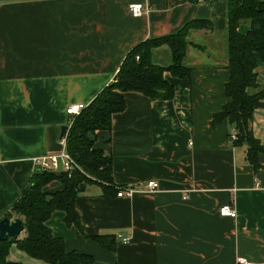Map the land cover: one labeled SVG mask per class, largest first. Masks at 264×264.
<instances>
[{"label": "crops", "instance_id": "1", "mask_svg": "<svg viewBox=\"0 0 264 264\" xmlns=\"http://www.w3.org/2000/svg\"><path fill=\"white\" fill-rule=\"evenodd\" d=\"M132 2L148 11L130 16ZM226 9V0H0V218L26 187L34 160L61 150L66 106L87 105L132 46L205 19L210 30L187 34L188 78L162 73L172 99L125 92V108L113 114L110 129L95 132L94 146L111 158L115 187L134 193L117 197V190L88 185L74 201L83 234L65 225L59 210L45 225L66 252L93 258L83 264H235L240 256L264 264V153L256 154L253 167L245 144L229 140L227 120L209 126L226 101ZM246 28L239 24L240 32ZM169 61L166 45L152 50L153 64ZM255 72L262 89L264 66ZM250 119V131L264 147V106ZM151 180L159 188L147 192ZM59 188L52 180L42 190ZM225 203L234 207V218L218 214ZM98 234H112L114 250L89 238ZM117 235L129 239L122 243ZM23 236L21 231L17 238ZM5 257L46 264L14 244Z\"/></svg>", "mask_w": 264, "mask_h": 264}, {"label": "trees", "instance_id": "2", "mask_svg": "<svg viewBox=\"0 0 264 264\" xmlns=\"http://www.w3.org/2000/svg\"><path fill=\"white\" fill-rule=\"evenodd\" d=\"M226 5L228 80L223 87L226 101L211 116L209 126L227 120L236 134L231 143H244L246 160L256 167L255 156L258 152L264 153V147L253 136L249 125L253 111L264 106V88L258 89L255 72L256 67L264 66V0H226ZM245 22L247 28L240 32L239 24ZM203 27L211 29L208 20L190 19L173 33L146 38L127 51L111 82L70 120L65 134V151L72 157L76 168L69 175L66 172L34 171L18 200L5 213L8 218L11 217L10 212L21 217L24 236L0 240V264H18L6 260L11 244L46 264L92 262L93 258L88 254L73 250L66 252L63 240L52 235L45 221L53 210L62 211L64 224L75 226L83 234L74 201L88 185L97 184L103 193L117 190L112 181L111 158L94 146L95 132L110 129L113 114L125 108V92H138L150 100L172 99L173 88L162 73L166 71L173 78H188L190 68L183 63L185 49L189 45L187 34L191 29ZM160 45H166L170 50V61L165 66L151 62L152 50ZM52 180H56L60 188L44 192L42 188ZM89 238L107 251L114 250L112 234Z\"/></svg>", "mask_w": 264, "mask_h": 264}, {"label": "built area", "instance_id": "3", "mask_svg": "<svg viewBox=\"0 0 264 264\" xmlns=\"http://www.w3.org/2000/svg\"><path fill=\"white\" fill-rule=\"evenodd\" d=\"M196 2H202V0H195ZM130 16L138 17L143 13L148 11L147 5L139 2H132L127 7ZM137 58V56H136ZM86 105L84 104H71L64 108V112L69 117L70 120L76 116L80 110H82ZM68 123V125H69ZM69 127V126H68ZM67 127V129H68ZM67 129L64 131V134L58 139L61 145V150L57 154H50V156L46 157H37L34 160V168L33 170H42V171H54V172H66L68 175L72 172L74 168H76V164L73 161L72 157L65 151V134ZM236 139V134L234 131L229 133V140L233 142ZM159 186L157 181L151 180L147 181L144 186V190L147 192L158 190ZM135 189L132 187H123L117 188L115 192V196L117 197H130L132 193H134ZM218 214L222 217L227 216L230 218H234L236 215V211L234 207H232L229 203H225L221 205L218 209ZM117 237H120L117 235ZM129 238L127 237H120L122 243L128 241ZM235 264H253L252 262L248 261L244 257H236L234 259Z\"/></svg>", "mask_w": 264, "mask_h": 264}, {"label": "water", "instance_id": "4", "mask_svg": "<svg viewBox=\"0 0 264 264\" xmlns=\"http://www.w3.org/2000/svg\"><path fill=\"white\" fill-rule=\"evenodd\" d=\"M66 130V126L63 125L60 129L59 137L64 134ZM23 227L21 225V219L15 217L13 219H8V217L4 216L0 218V240L4 241L7 239H16L21 231H23Z\"/></svg>", "mask_w": 264, "mask_h": 264}, {"label": "rangeland", "instance_id": "5", "mask_svg": "<svg viewBox=\"0 0 264 264\" xmlns=\"http://www.w3.org/2000/svg\"><path fill=\"white\" fill-rule=\"evenodd\" d=\"M10 214H11V216L13 217V218H15V217H18V218H20L21 219V217L20 216H18V214H15L14 212H10ZM12 218V219H13ZM9 219V218H8ZM22 235V234H21ZM17 239H20V238H17ZM11 246V245H10ZM10 248V247H9ZM9 250V249H8ZM7 260V259H6ZM8 261V260H7Z\"/></svg>", "mask_w": 264, "mask_h": 264}]
</instances>
